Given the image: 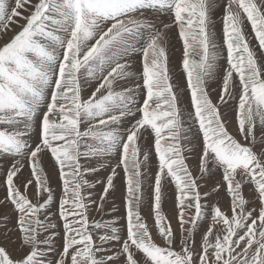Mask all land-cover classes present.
I'll use <instances>...</instances> for the list:
<instances>
[{
    "label": "snow or ice",
    "instance_id": "obj_1",
    "mask_svg": "<svg viewBox=\"0 0 264 264\" xmlns=\"http://www.w3.org/2000/svg\"><path fill=\"white\" fill-rule=\"evenodd\" d=\"M0 264H264V0H0Z\"/></svg>",
    "mask_w": 264,
    "mask_h": 264
},
{
    "label": "rangeland",
    "instance_id": "obj_2",
    "mask_svg": "<svg viewBox=\"0 0 264 264\" xmlns=\"http://www.w3.org/2000/svg\"><path fill=\"white\" fill-rule=\"evenodd\" d=\"M220 30V24L218 23L217 24V31H219Z\"/></svg>",
    "mask_w": 264,
    "mask_h": 264
}]
</instances>
